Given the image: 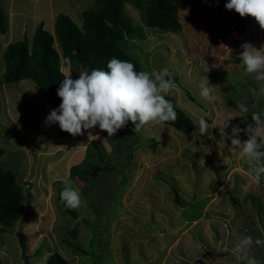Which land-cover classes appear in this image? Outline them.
I'll use <instances>...</instances> for the list:
<instances>
[{
    "label": "rangeland",
    "instance_id": "obj_1",
    "mask_svg": "<svg viewBox=\"0 0 264 264\" xmlns=\"http://www.w3.org/2000/svg\"><path fill=\"white\" fill-rule=\"evenodd\" d=\"M196 1L203 8H178L182 26L178 34L143 28L145 39H127L125 45L142 71L167 68L172 74L175 86L166 98L192 119L194 129L188 135L166 125L146 126L135 133L129 122L113 137L98 127L74 137L58 124L45 123L55 108L32 81L0 88V167L13 172L22 189L18 219L0 235V264H19V232L26 236L30 264H46L53 253L68 264H244L233 251L236 244L246 236L264 240V175L259 184L249 177L254 162L241 158L242 149L232 148L228 138L233 125L242 129L238 137L242 142L248 138L237 105L245 104L247 115L264 109V95H259L264 82L245 75L239 57L243 43L258 50L264 46V30L254 18L225 9L227 0ZM92 6L93 0H0L6 25L0 34V76L8 43L24 36L31 40L39 23L54 32L59 13L81 28V12ZM124 11L132 24L141 26L136 8L125 4ZM54 47L61 55L57 43ZM203 60L218 67L205 74ZM60 66L65 75L71 72L72 79L82 72L74 74L63 58ZM205 75L217 85L213 103L199 95ZM201 116L214 139L200 134ZM227 116L233 118L224 129L223 146L217 125ZM89 131L99 139H88ZM91 141L102 147L105 161L115 170L86 183L72 180L69 170L82 162ZM258 141L264 151V140ZM133 142L128 159L126 148ZM68 180L85 202L72 209L78 216L75 221L58 201ZM173 189L187 204L204 201L197 220L183 219ZM250 255L264 264V245L254 244Z\"/></svg>",
    "mask_w": 264,
    "mask_h": 264
},
{
    "label": "trees",
    "instance_id": "obj_2",
    "mask_svg": "<svg viewBox=\"0 0 264 264\" xmlns=\"http://www.w3.org/2000/svg\"><path fill=\"white\" fill-rule=\"evenodd\" d=\"M125 4L138 10L141 26L132 24L125 14ZM197 7L203 8V5L196 0H179V6L176 0H93V6L81 12V28H78L67 15L59 13L55 18L53 34L44 29L43 23H39L31 40L24 36L23 39L5 46L2 56L4 71L0 76V88L22 80H30L56 109L61 103L57 90L65 77L60 66L61 58L68 61L74 74L78 70L90 73L92 69L97 68L107 71V62L112 58L131 62L137 72L142 71L137 60L126 52L127 39H145L143 28L178 34L182 29L178 20V8L185 11ZM5 31L6 25L0 7V34L3 35ZM54 43L60 48L61 55L55 49ZM174 108L177 112V120L165 122L163 125L184 135L192 133L194 129L192 119L175 105ZM251 117L252 114L244 117L247 126L248 124L255 126ZM135 144L136 142H133L126 148L130 149L129 153L127 152L128 159ZM155 146L156 143L153 142L152 148L155 149ZM1 155L0 150V157ZM126 163L123 167L125 169L128 168L129 162ZM114 170L115 167L105 161L102 147L96 141H91L86 147L82 162L72 166L69 173L72 180L79 179L86 183L89 178L95 179L99 174ZM126 176L128 174L124 177ZM173 195L175 203L183 209L181 216L185 221L192 222L201 216L199 210L204 205L202 199L187 204L175 189ZM58 201L61 207L64 206L67 214L71 215L73 221L78 219L72 209L65 207L61 198H58ZM21 202L22 189L15 174L0 167V235L7 232V228L12 227L17 221ZM185 206H188V210ZM75 249L85 254L82 249ZM46 264H68V262L61 254L53 253L48 256Z\"/></svg>",
    "mask_w": 264,
    "mask_h": 264
},
{
    "label": "clouds",
    "instance_id": "obj_3",
    "mask_svg": "<svg viewBox=\"0 0 264 264\" xmlns=\"http://www.w3.org/2000/svg\"><path fill=\"white\" fill-rule=\"evenodd\" d=\"M227 10H234L240 17H252L264 30V0H227L224 5ZM239 55L244 66L245 75H252L255 80L264 82V46L259 50L251 43H243ZM107 71L92 69L79 73L77 79L71 78L68 72L57 90V96L61 103L56 109H52L46 117V124H58L61 131L72 136L83 135L84 131L98 127L107 133V137H113L118 130L125 128L129 122L134 127L133 131L140 132L146 126H163L165 122L177 120L173 102L166 99L175 86L174 78L167 68L160 71L135 70L133 63L112 58L107 62ZM218 67H211L202 61V70L206 74ZM217 85H211L207 75L198 87L200 97L213 103L217 97L214 90ZM253 90V95H256ZM259 95H264V83L259 88ZM240 117H247L249 108L241 103L237 105ZM264 113H253L251 119L255 126L248 124L243 131L248 136L241 141L238 137L242 129L238 125L231 127L232 148L242 149L241 158L254 162L255 166L248 172L249 177L257 184L264 175V151H261V142L264 140ZM206 117L199 119V131L203 136L209 133L210 124ZM233 116L225 117L219 126L222 139L219 145L224 146V137L227 134L224 129L229 127V121ZM212 128V127H211ZM99 139V135L88 132V139ZM209 138L211 137L209 133ZM61 201L69 209H79L85 202L82 201L78 190L71 187V181H65L64 188L60 192ZM86 206V205H85ZM18 243V241H17ZM264 245V240L246 236L241 239L233 249L239 255L244 264H260L250 255L253 245ZM29 258V257H28ZM48 258V257H47ZM64 258V257H63ZM30 262V261H29Z\"/></svg>",
    "mask_w": 264,
    "mask_h": 264
},
{
    "label": "water",
    "instance_id": "obj_4",
    "mask_svg": "<svg viewBox=\"0 0 264 264\" xmlns=\"http://www.w3.org/2000/svg\"><path fill=\"white\" fill-rule=\"evenodd\" d=\"M18 246L20 249V260L22 264H30L29 258L26 254V236L25 234L19 232L17 234Z\"/></svg>",
    "mask_w": 264,
    "mask_h": 264
},
{
    "label": "crops",
    "instance_id": "obj_5",
    "mask_svg": "<svg viewBox=\"0 0 264 264\" xmlns=\"http://www.w3.org/2000/svg\"><path fill=\"white\" fill-rule=\"evenodd\" d=\"M52 33H53V30H52ZM52 33H51V34H52ZM17 257H18V255H17ZM17 261L19 262V264H22V263L20 262V260H17ZM17 261H16V262H17ZM29 261H30V260H29Z\"/></svg>",
    "mask_w": 264,
    "mask_h": 264
}]
</instances>
